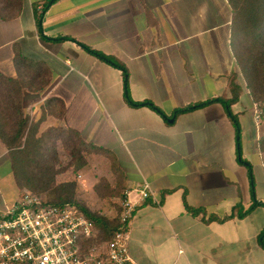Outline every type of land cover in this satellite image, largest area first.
I'll list each match as a JSON object with an SVG mask.
<instances>
[{"label":"crops","instance_id":"obj_1","mask_svg":"<svg viewBox=\"0 0 264 264\" xmlns=\"http://www.w3.org/2000/svg\"><path fill=\"white\" fill-rule=\"evenodd\" d=\"M46 3L41 33L35 6ZM231 23L228 0H24L18 17L0 19V72L33 80L22 102L39 133L68 127L113 153L132 197L148 184L130 225L139 264H264V115L241 88L232 110L250 178L237 130L212 102L231 95ZM81 44L124 64L129 97L163 114L129 105L123 71ZM24 190L0 140V210ZM185 201L205 213L191 214Z\"/></svg>","mask_w":264,"mask_h":264},{"label":"trees","instance_id":"obj_2","mask_svg":"<svg viewBox=\"0 0 264 264\" xmlns=\"http://www.w3.org/2000/svg\"><path fill=\"white\" fill-rule=\"evenodd\" d=\"M228 1L232 9L230 45L236 61V70L229 77L228 89L231 95L217 97L212 102H218L226 109L237 130L238 159L247 167L250 178H253L251 164L241 156L240 124L238 116L232 110V105L238 101L241 93V86L237 81L239 75L243 76L253 102L258 107L264 105V0ZM23 6L24 0H0V19L12 20L18 17ZM47 7V3L40 9L35 6V17L41 33L42 21ZM61 39L72 38L63 37L59 40ZM81 45L99 59L123 71L125 98L129 105L134 107L149 106L163 114L160 107L154 102L150 100L135 102L129 97L127 90L128 70L124 64L102 51L84 44ZM32 82L33 80L7 77L0 72V140L9 152L16 183L19 188L30 189L37 194L47 191V200L50 204H73L83 210L94 223L96 231V237L90 242L103 244L109 241L118 229L119 215L116 219L110 220L97 211H91L85 204L76 200L79 188L77 179H58V177L65 174L69 169H73L74 173H77L89 163L92 154L100 152L109 157L112 173L123 188L125 175L120 163L113 153L98 149L95 145L86 142L77 131L71 128L56 126L39 133V123L31 121L30 117L25 114L22 102V88L25 86L33 88ZM208 103L209 101L196 103L177 110V113L203 107ZM262 109L264 112V108ZM63 113L62 111L60 116ZM58 145L68 152L69 158L68 163L61 167L58 166L61 163ZM252 186H254L253 182ZM93 190L101 199L110 198L119 191L105 177L99 178L93 185ZM186 208L193 215L205 213L203 208H194L187 203ZM246 213V211L241 212L239 216L241 217ZM261 237H264V232ZM262 246L264 247L263 241Z\"/></svg>","mask_w":264,"mask_h":264},{"label":"built area","instance_id":"obj_3","mask_svg":"<svg viewBox=\"0 0 264 264\" xmlns=\"http://www.w3.org/2000/svg\"><path fill=\"white\" fill-rule=\"evenodd\" d=\"M126 190L119 227L103 244H92L94 223L73 204H50L26 189L0 210V264H139L129 250L130 225L138 206L152 192L148 184Z\"/></svg>","mask_w":264,"mask_h":264},{"label":"rangeland","instance_id":"obj_4","mask_svg":"<svg viewBox=\"0 0 264 264\" xmlns=\"http://www.w3.org/2000/svg\"><path fill=\"white\" fill-rule=\"evenodd\" d=\"M237 81L239 82L242 90H244L246 94L247 92L249 94V91L246 86V82L242 75H239ZM262 108H264V105L259 106V109H261L260 111L263 114L264 112ZM57 149H58L59 161H61V163H59L58 166L61 167L66 165V163H68L69 160L68 152L62 149L60 145H58ZM92 156L89 159V163H88L89 166L81 171L80 177H77L80 171L74 173L73 169H69L65 174L60 175L58 179H66V178L78 179L77 181L79 188L76 199L77 202L81 204H85L88 207V209H90L91 211H97L101 215L106 216L108 219L114 220L118 217L120 213V203L126 191V189H123L125 185L122 188L121 186L122 184L117 182L115 176L113 174L111 176V172H112L110 171L111 165L110 166L106 165L105 162L103 160L100 161L98 157L93 159ZM96 177H97V181L101 177L107 178L110 181L111 185H113L115 188L119 190L118 193H116V195L110 198H104V199L99 198L96 192L92 188L93 181L95 180L94 178ZM41 194L48 199L47 191L41 192Z\"/></svg>","mask_w":264,"mask_h":264},{"label":"water","instance_id":"obj_5","mask_svg":"<svg viewBox=\"0 0 264 264\" xmlns=\"http://www.w3.org/2000/svg\"><path fill=\"white\" fill-rule=\"evenodd\" d=\"M175 115H176V114H174L173 117H171V118L168 119L169 122H173V121H174Z\"/></svg>","mask_w":264,"mask_h":264}]
</instances>
